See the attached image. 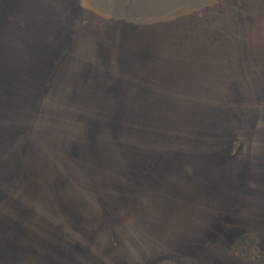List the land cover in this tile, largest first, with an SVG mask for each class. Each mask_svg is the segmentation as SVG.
Here are the masks:
<instances>
[{
  "label": "rangeland",
  "instance_id": "rangeland-1",
  "mask_svg": "<svg viewBox=\"0 0 264 264\" xmlns=\"http://www.w3.org/2000/svg\"><path fill=\"white\" fill-rule=\"evenodd\" d=\"M244 253H264V0H0V264Z\"/></svg>",
  "mask_w": 264,
  "mask_h": 264
},
{
  "label": "trees",
  "instance_id": "trees-1",
  "mask_svg": "<svg viewBox=\"0 0 264 264\" xmlns=\"http://www.w3.org/2000/svg\"><path fill=\"white\" fill-rule=\"evenodd\" d=\"M244 258L250 264H260V263H264V253L262 254V257L261 256L254 257L252 255H249L247 253H244Z\"/></svg>",
  "mask_w": 264,
  "mask_h": 264
}]
</instances>
